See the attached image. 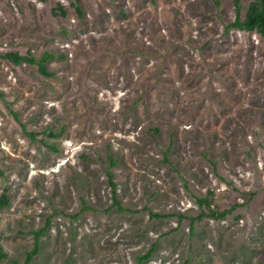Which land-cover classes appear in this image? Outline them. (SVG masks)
<instances>
[{"label": "rangeland", "instance_id": "1", "mask_svg": "<svg viewBox=\"0 0 264 264\" xmlns=\"http://www.w3.org/2000/svg\"><path fill=\"white\" fill-rule=\"evenodd\" d=\"M236 15L0 0V264L43 228L29 264H264V37Z\"/></svg>", "mask_w": 264, "mask_h": 264}, {"label": "trees", "instance_id": "2", "mask_svg": "<svg viewBox=\"0 0 264 264\" xmlns=\"http://www.w3.org/2000/svg\"><path fill=\"white\" fill-rule=\"evenodd\" d=\"M235 7H236V11H237V15H236V19L234 22H232L230 24V27L233 28H237L243 31H247V32H255L257 34H259L260 36L264 37V0H252L250 2V4L248 5V7L246 8L244 14L242 13V5H241V1L240 0H235ZM9 57L15 62V63H19V60L24 59L27 61H31V62H35L37 64H39V66L42 69H45V64L49 61H51L52 59H54L55 57L49 53H44L40 59L37 61L34 58H29L26 56H14L12 54H9ZM61 132H57V133H53L49 131L50 135L53 136H57L59 135ZM32 138H35L37 136L36 133L30 132L28 133ZM167 155V154H165ZM116 165V161L114 159H110V166L111 168L114 167ZM0 173H3L2 170L0 169ZM108 177H109V183L113 192V196L114 198V202L115 204H117L118 206H120L119 201L116 198V194H117V184L114 181V173L113 172H108ZM198 202L200 203V205H203L205 203L204 199H198ZM9 204L8 201V196H7V191L5 190L1 196H0V206H6ZM153 217H160L159 214H151ZM212 215H219L216 212H212ZM45 231V228L36 231L34 233L35 235V245L33 247V249L27 254L26 257V262L25 264H29L32 259L34 258L35 255L38 254L39 252V242H40V235ZM153 253V250L149 251L148 254L144 257H149L151 254ZM6 254L3 251V248L0 246V258L5 257ZM144 257L140 258V264H142V260Z\"/></svg>", "mask_w": 264, "mask_h": 264}]
</instances>
